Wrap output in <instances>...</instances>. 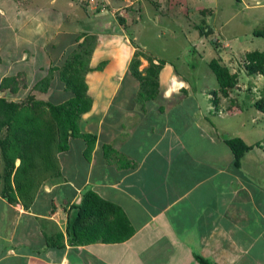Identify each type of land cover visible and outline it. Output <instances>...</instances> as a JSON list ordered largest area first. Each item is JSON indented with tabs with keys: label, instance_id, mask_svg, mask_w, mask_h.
Returning <instances> with one entry per match:
<instances>
[{
	"label": "crops",
	"instance_id": "0c3cea01",
	"mask_svg": "<svg viewBox=\"0 0 264 264\" xmlns=\"http://www.w3.org/2000/svg\"><path fill=\"white\" fill-rule=\"evenodd\" d=\"M3 1L4 19L10 7ZM11 1L21 18L14 25L17 34L28 28L46 31L41 27L50 16L38 14L39 0ZM70 1L61 2L65 9ZM51 4L55 0L44 6ZM87 28L73 36V48ZM95 29L97 43L85 76L92 105L80 118L81 130L96 136L91 155L85 157L82 138L71 137L68 148L57 153L60 177L44 181L25 200L16 195L10 202L0 195V264H199L194 254L216 264H264V152L255 145L264 139V113L252 101L229 100L221 122L222 103L193 94L189 79L168 59L158 74V94L141 106L135 99L139 82L127 68L135 47L126 35ZM28 51L20 49V59ZM103 60L104 67L96 69ZM192 127L197 134L193 129L185 134ZM234 136L254 145L239 166L225 142ZM85 188L123 209L135 229L130 238L68 242L72 205ZM60 236L63 246L53 245Z\"/></svg>",
	"mask_w": 264,
	"mask_h": 264
},
{
	"label": "rangeland",
	"instance_id": "374dc122",
	"mask_svg": "<svg viewBox=\"0 0 264 264\" xmlns=\"http://www.w3.org/2000/svg\"><path fill=\"white\" fill-rule=\"evenodd\" d=\"M39 1L42 8L38 14L46 16V19L50 16L47 25L42 24V31L46 30L43 34L31 32V28L24 34L15 32L14 25H19L21 18L15 17V6L11 0L6 18L0 17L1 24H4L0 28V78L14 75L19 86L16 93H11L9 89L0 91V95L9 99L22 100L33 95L53 103L66 100L70 92L63 89L58 70L53 71L46 91H40L36 84L48 74L49 67L59 66L71 53L74 47L71 41L76 33L85 31L87 27L88 32L96 33L95 27H101L102 21L108 20L112 21L111 26L116 25V30H104L105 34L133 37L145 51L172 61L176 69L189 79L193 94L203 95L204 98L208 94L211 100L212 92L219 89L208 65L209 60L218 59L231 71L237 72L238 85L227 98L222 97L220 92L217 96L222 103L218 112L220 117L217 116L221 122L225 120L221 114L224 113L223 106H227L229 100L246 104L247 101L264 98V77L249 75L242 66L246 52L264 51V36L254 34L255 30L264 29V0H69L73 5L66 9L61 3L63 0H57V3L55 0V5L48 7L50 10L44 6L49 0ZM60 9L64 12H59ZM122 15L127 20V26L119 21ZM5 21L13 26H8ZM194 24L196 27H193ZM201 28L208 33L201 35ZM46 40L49 43L45 45ZM42 45H45V51ZM20 49L29 50L25 59H20ZM139 68L145 67L141 63ZM179 116L183 122L187 121L185 113ZM214 118L211 115L212 121ZM172 128L176 129L175 126ZM232 131L237 134L235 128ZM195 132H198L196 127L185 130V134H197ZM240 132L253 134L251 130L245 132L241 129ZM259 133L255 131V134Z\"/></svg>",
	"mask_w": 264,
	"mask_h": 264
},
{
	"label": "trees",
	"instance_id": "16d2710c",
	"mask_svg": "<svg viewBox=\"0 0 264 264\" xmlns=\"http://www.w3.org/2000/svg\"><path fill=\"white\" fill-rule=\"evenodd\" d=\"M96 9L101 10L98 6ZM119 21L127 26L125 16L122 15ZM205 33L208 32L201 28L200 34ZM254 34L264 36V29L255 30ZM77 38L75 48L63 62L57 67H49L48 74L36 84L40 91H46L53 71L58 70L63 89L70 92L66 100L53 103L33 95L22 100L0 95V195L10 202L16 200V195L27 198L30 191L37 189L44 181L60 177L57 153L68 148L71 137L82 138L85 157L91 155L96 136L81 130L80 118L92 105L85 76L91 69L89 63L97 43V34L87 31ZM129 40L135 50L128 63V71L139 82L136 100L142 106L158 94V74L165 60L154 62L153 55L141 48L133 37H129ZM142 59L147 61L144 69L139 68ZM105 64L106 60L101 61L96 69H102ZM208 65L219 84L218 91L212 92L211 99L214 105H218V93L228 96L238 85L239 77L237 72H232L218 59L209 60ZM242 66L247 74L264 77V51L246 52ZM7 89L11 93L19 90L16 76L0 78V91ZM251 105L264 113L263 97L252 101ZM225 142L233 154L235 166L240 165L243 155L254 146L238 136L228 137ZM255 145L264 152V139ZM16 159L19 160L17 165ZM81 195L80 202L72 205L73 213L67 222L66 233L70 244L123 242L134 234L133 225L118 204L102 198L91 188H85ZM59 241L52 244L60 247L63 244L61 236ZM194 258L199 264H216L199 254H194Z\"/></svg>",
	"mask_w": 264,
	"mask_h": 264
},
{
	"label": "water",
	"instance_id": "95a60500",
	"mask_svg": "<svg viewBox=\"0 0 264 264\" xmlns=\"http://www.w3.org/2000/svg\"><path fill=\"white\" fill-rule=\"evenodd\" d=\"M112 21L108 20V21H102L101 27H99V30H116V25H112ZM111 28V29H110ZM81 200V199H80ZM80 201H78L77 203H79Z\"/></svg>",
	"mask_w": 264,
	"mask_h": 264
}]
</instances>
